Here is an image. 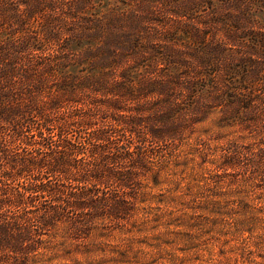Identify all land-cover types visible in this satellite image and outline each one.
Listing matches in <instances>:
<instances>
[{"label": "trees", "instance_id": "16d2710c", "mask_svg": "<svg viewBox=\"0 0 264 264\" xmlns=\"http://www.w3.org/2000/svg\"><path fill=\"white\" fill-rule=\"evenodd\" d=\"M263 14L264 0H0V264L92 260L134 215L103 193L134 192L137 145L181 143L216 111L264 123ZM59 226L62 250L44 239Z\"/></svg>", "mask_w": 264, "mask_h": 264}, {"label": "rangeland", "instance_id": "374dc122", "mask_svg": "<svg viewBox=\"0 0 264 264\" xmlns=\"http://www.w3.org/2000/svg\"><path fill=\"white\" fill-rule=\"evenodd\" d=\"M254 17L264 23V14ZM227 48L223 56L242 58L240 49ZM220 115H210L181 143L137 145L148 168L134 192L103 193L134 200V215L96 242L92 260L71 264H264V123L228 127ZM226 155L247 164L225 167ZM39 202L53 205L49 195ZM48 233L46 244L69 246L63 226Z\"/></svg>", "mask_w": 264, "mask_h": 264}]
</instances>
